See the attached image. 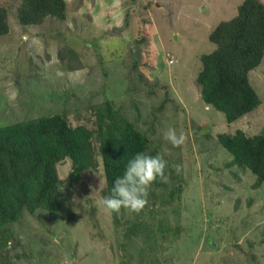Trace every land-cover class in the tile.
Returning <instances> with one entry per match:
<instances>
[{
	"label": "rangeland",
	"instance_id": "374dc122",
	"mask_svg": "<svg viewBox=\"0 0 264 264\" xmlns=\"http://www.w3.org/2000/svg\"><path fill=\"white\" fill-rule=\"evenodd\" d=\"M243 1L66 0L65 20L25 26L22 0H0V127L63 113L96 132L110 107L148 137L160 176L114 212L103 165L72 182L65 160L60 210H24L2 264H264V183L218 139L264 134V58L249 75L261 104L233 123L196 86L210 33Z\"/></svg>",
	"mask_w": 264,
	"mask_h": 264
},
{
	"label": "trees",
	"instance_id": "16d2710c",
	"mask_svg": "<svg viewBox=\"0 0 264 264\" xmlns=\"http://www.w3.org/2000/svg\"><path fill=\"white\" fill-rule=\"evenodd\" d=\"M17 16L25 26L40 25L49 16L65 20L67 2L22 0ZM9 32L8 9L0 6V37ZM209 38L216 49L202 56L196 86L202 99L233 123L261 104L249 75L264 58V2L244 0L237 15L221 21ZM104 115L109 120L100 123L96 132L74 127L63 113L0 127V244L7 246L11 237L7 227L24 210L43 208L52 214L60 210L58 194L63 180L58 166L65 160L71 161L68 180L72 182L103 165L105 194L114 212L146 178L160 183L148 137L110 107ZM218 139L233 156V165L249 168L258 183H264V134L248 136L238 130L219 134Z\"/></svg>",
	"mask_w": 264,
	"mask_h": 264
}]
</instances>
